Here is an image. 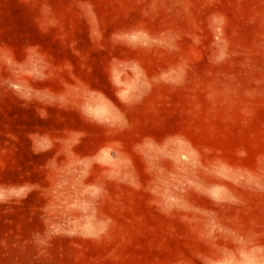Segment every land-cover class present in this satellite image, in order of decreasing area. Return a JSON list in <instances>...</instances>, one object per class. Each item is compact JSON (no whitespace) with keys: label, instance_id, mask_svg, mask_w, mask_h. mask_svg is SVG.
Here are the masks:
<instances>
[{"label":"rangeland","instance_id":"obj_1","mask_svg":"<svg viewBox=\"0 0 264 264\" xmlns=\"http://www.w3.org/2000/svg\"><path fill=\"white\" fill-rule=\"evenodd\" d=\"M3 264H264V0H0Z\"/></svg>","mask_w":264,"mask_h":264},{"label":"crops","instance_id":"obj_2","mask_svg":"<svg viewBox=\"0 0 264 264\" xmlns=\"http://www.w3.org/2000/svg\"><path fill=\"white\" fill-rule=\"evenodd\" d=\"M0 264H3V263H2V259H0Z\"/></svg>","mask_w":264,"mask_h":264}]
</instances>
